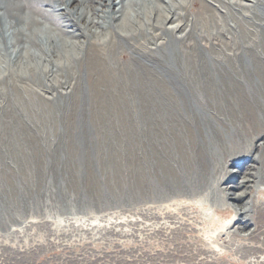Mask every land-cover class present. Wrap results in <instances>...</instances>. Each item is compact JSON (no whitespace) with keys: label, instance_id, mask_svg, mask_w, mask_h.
I'll return each instance as SVG.
<instances>
[{"label":"rangeland","instance_id":"rangeland-1","mask_svg":"<svg viewBox=\"0 0 264 264\" xmlns=\"http://www.w3.org/2000/svg\"><path fill=\"white\" fill-rule=\"evenodd\" d=\"M30 3L29 0H0V4L13 8L12 12L17 13L19 18L23 12L22 8ZM30 9L34 10V8ZM191 11H193L191 15L181 16L178 19L179 23H184L179 24L180 29L184 31L182 40H174L175 42L170 43L168 47L177 44L176 49L181 48L186 51V62L190 66L188 72L193 77L192 83L195 85L193 86H199L202 95L208 96L213 114L218 118L224 117L227 123L230 122L235 126L233 139L238 145L247 146L252 156V159L243 158L238 162L239 164L230 161V158L229 161L226 160L230 166L226 162L228 164L218 171L222 174L219 177V195L225 197L226 208L217 207L213 208V211L208 210L212 202H206V206L202 203L201 208L196 207L193 201L205 191L200 188L197 194L193 193L192 196L185 191L181 194V191L169 186L168 180L162 181L159 177L160 169L156 165L157 151L152 152L148 142L152 136L144 134L143 129L140 132L135 128L137 123L135 120L133 123L131 119L129 100L132 96L140 97L145 94L142 79L152 76L149 73L150 65L161 62L157 56H153L151 48L157 41H164L166 34L155 27L157 33L154 31L153 36L147 37L145 41L140 39V43L131 41L130 38H127L126 42L117 34L113 46L108 51L92 53L90 58L69 70L71 74L69 72L59 74L56 70L50 72V78L59 74L60 79L54 82L51 79L45 81L51 84L49 90L44 87L45 95H61L62 102L45 101L38 82H30L32 84L30 86L23 80L24 83L17 82L13 88L7 86L10 98L12 95H17L14 98L17 100L6 97L1 104V114L3 119H6L3 129L5 128L6 132L10 130L8 120L14 114L10 113L11 109L17 111L14 126L18 127L16 132L18 152L9 145L8 141L5 142V148L8 151H15L19 163L16 170L19 172L14 177L16 180H13L11 169L15 166L10 165L9 160L4 161L7 165L2 166V171L7 182L3 184H8L4 185L7 189L4 188L9 190L6 192L9 193L11 188L8 186L10 184L13 186L17 182L19 195L17 194L15 198L13 194L17 202L16 215L12 214L15 217L11 215V218L4 220L5 223L0 222L3 223L0 226V264H264L262 244L264 216L261 217L263 221L256 223L257 225L249 224L257 216L260 221L259 216L264 212V195L263 199H258L257 206L255 205L259 208L258 214L255 211L256 207L250 204L256 192L264 188V180L255 176L259 167L257 159L264 154V123H258L257 126L248 116L247 120L243 111L239 112L231 103L232 96L238 95V105L245 107L247 104L248 99L243 96L244 82L240 81L244 72L238 68V64L241 61V54L249 48L245 43L244 35L264 50V35L261 34L264 18L240 17L231 12L230 15L222 12L218 4L207 5L201 0L192 2ZM2 12L1 25L9 36L8 12ZM194 30L196 32H192ZM179 32L177 34H180ZM143 42L146 44L144 45ZM200 49H208L214 54L217 71H222L220 73L222 79L224 78L222 91L229 89L225 91L226 93L219 92V88L214 83L209 84V81L213 82V80L208 76L209 72ZM245 52L248 53L246 60L250 61L249 53L252 51ZM232 60H236V63ZM257 68L259 76L263 77L264 81V67L258 64ZM222 69L227 70L224 72ZM249 77L253 78V75ZM202 79L204 81L208 79L209 85ZM263 81L256 86L257 94L261 95L264 91ZM207 88H210V92ZM241 98L244 101L240 100ZM140 102L142 104V101ZM225 107L227 110L224 109ZM229 118L231 121L227 120ZM168 123L171 124L172 121L169 120ZM153 126L156 127V132H160L163 127L156 122ZM179 126H175V131L168 132L170 136L167 134L166 140L170 142L168 143L170 146L164 142L165 140L161 142L163 155L166 150L165 159L170 154L168 152L172 150V145L174 149L176 143L180 145L175 138L183 134L184 125L180 123ZM240 127L241 131H238ZM180 129L183 130L182 134ZM256 134L259 136L257 137ZM170 137L172 141L171 139L168 141ZM253 143L256 150L252 146ZM184 152V155L179 154L181 156L178 163L188 160V155L186 151ZM245 171H247L246 176ZM229 174L231 176H228ZM248 188L254 190L247 197L239 199L231 197V193L238 194ZM238 210L240 212H237ZM260 210L262 213H259ZM234 211L236 217L230 222L231 225L227 226V230L223 227L216 237L207 236V231L213 224L219 222L222 217L223 219L228 217Z\"/></svg>","mask_w":264,"mask_h":264},{"label":"bare ground","instance_id":"bare-ground-1","mask_svg":"<svg viewBox=\"0 0 264 264\" xmlns=\"http://www.w3.org/2000/svg\"><path fill=\"white\" fill-rule=\"evenodd\" d=\"M194 1L195 0H34V1L29 0V2H31L30 5L22 8V11H23L21 13L22 18L21 17L19 18L17 13L12 12L13 8H9L6 5L0 4V14L3 13L2 11H7L8 18L10 20L9 26H8L9 28L8 29L9 36H8L4 32L3 27L1 25V15H0V222L8 218H11L14 214L16 215L15 211L17 208L16 207L17 202L13 198V196L15 195V198H16L18 194L17 193L18 192L17 182L14 184L15 186L14 185L10 186L12 184L8 186L11 188L9 193H6L9 190L8 191L5 190V188L7 189V187L4 186L8 184H3L7 182L6 176L2 171V166L6 164L4 161L9 160L10 163L9 162L8 163L10 165H13V167L15 166V168L11 169L12 170L11 178L13 177L12 178L13 180L15 179L14 177L17 176V172H19L16 170L17 168L16 166H18L17 164H19L17 163L18 157L14 151L16 150V152H18V144H17V136H16L18 127L14 126L15 115L18 114L17 111L11 109L12 112L10 113L11 114L14 113V114L8 120V123L10 124V128H9L10 130L6 132L5 128L3 129V125L6 119H3V115L1 114V104H3V100H5L4 98L11 97L9 95L10 93L6 89L7 86L10 85V87L13 88V86H15L17 82L24 83V81L25 83H29V85L31 86L32 84L30 82H38L40 83V86H39L40 91H41V94L44 96L45 101L47 100V102L49 101L62 102L61 95H57V96H55V94H52V96L45 95L44 87H47L48 89L49 84H50L45 81H50V79L53 82L57 81L60 79L59 78L60 72L61 73L69 72V70L77 67L79 64L83 63L87 58H90V56H92L91 55L92 53H98L99 51L100 52L108 51L109 48L113 46L114 41H115L114 38L117 36V34L121 39L125 41L127 38H130L131 41L134 40L136 43H140L139 42L140 39L145 41L147 37H150L151 35L153 36L155 27L158 28V30H162L166 34V38L164 37L165 38L164 41H160V42L157 41L154 47L151 46L152 53L154 54L153 56H157L161 60V62L159 63L155 62L152 65H150L151 72L149 73H151L152 76H147L142 79V84H144L143 86L146 90L145 94L140 97H137L136 95L132 96L131 99L129 100L128 107L130 109L129 111L131 113L130 114L131 119L133 120V123H134V120L137 123V126L135 128H137L140 132L143 129L144 134H150L152 136L148 142H149L150 147L153 150L152 152L157 151V155H155L157 164L156 163L155 164L157 165L158 169H160L158 171L160 172L159 177L162 181L168 180L167 182L169 186L179 192L181 191V194L183 191H185L187 194H191L192 196V194L196 193L200 188L202 189L203 192L205 191L206 193L204 192L202 194H199L200 195L199 198L193 201V205H196V207L199 206V208H201L202 203H204V205L206 206V202H209V203L212 202V204L210 203V206L208 207V210H211V211L214 210L213 208H217V207L222 208L225 206L224 204L225 197L221 196V194L219 195V189H218V187L220 186L219 177H221L222 174L221 172H218V171L219 170L221 171L223 169L224 165L226 164V162L229 161L228 159L230 158H231L230 161L238 163L240 162V160H243V158H245L246 160L248 158L252 159L251 158L252 156L250 155L251 152L250 153L248 152L249 150L247 146L238 145V143L233 139V130L235 126H233V124L230 122L227 123L224 117L223 119L218 118L215 114H213L210 108V101L208 102L209 99H207L208 96L202 95V92L199 86L194 87L195 85L192 83L194 82L193 77L188 72L190 71L189 70L190 66L186 62V51L181 48L176 49L177 44L176 45L173 44L171 45V47H168L170 43L172 44L176 40H180V41L182 40L184 31L180 29L179 24L182 22L179 23L178 19L181 16H186V15L189 16L192 14L193 11H191V5H192V2ZM201 1H203L207 5L218 4V6L222 8L223 10L222 12L224 13L231 12L232 14L235 13V14H238L240 17H246V18L248 17L264 18V0H201ZM30 8H34V10H31ZM256 21H258V19ZM256 27L257 26L255 25L254 28ZM178 31H180L179 32L180 34H177ZM192 32H196V31L194 30ZM155 33L157 32L155 31ZM261 34L264 35V28L262 29ZM258 36H260V34ZM161 39H163V37ZM244 39L246 40L245 43L249 46L247 50L252 51V53H249L251 54V59L250 61H247L246 55L248 53L245 52L247 50L245 49L244 52L242 51L243 53L240 56L241 61H239L238 68L244 72V75H242L243 77L240 78L241 79L240 81L241 83L242 81L244 82L243 84H244L245 91L243 93V96L247 97L245 99H248V101L246 100L247 104L245 102L246 104L245 107L244 106L241 107L240 105H238L239 101H238V95H237V97L232 96L233 102L231 103H233L232 104L234 106L233 108H237L239 112L243 111V113L245 114L244 116L246 118L248 116L250 119H253V122L257 124L258 126V123L260 124L264 123V94L262 95L264 91L263 92L261 91L262 93L260 95V94H257L255 89H256V86L262 83L263 81V77L259 76L257 65L261 64V66L264 67V50L263 49L261 50V48H259L257 43H252L253 40L250 41L245 35H244ZM143 43L144 45L146 44L145 42ZM145 49H146V46H145ZM148 49L150 48L148 47ZM200 50H201L200 52H202V59L205 60V67L207 71L209 72L208 76H211L210 79L213 80V82L209 81V84L214 83L215 86L219 88V92H223L222 91L223 86L221 87V85H223L224 78L222 79V75H221L222 73H220L222 71L220 72L217 71V67H216L217 61H216V58L213 56L214 54H212L208 49H200ZM235 61L236 60H234L233 62ZM224 62L226 63V60H224ZM193 66H194V63H193ZM221 67H223V65ZM238 68L236 69L239 70ZM227 69H224V70L222 69V70L226 72L225 70ZM54 70L59 72V74H57V76L53 75L54 78H50L51 77L49 76L51 75L50 72ZM160 73L162 74L160 75ZM69 74L71 73L69 72ZM158 74L159 76H156ZM251 75H253V78L249 77ZM71 76H74V75H71ZM207 80L206 81L203 80V81L206 82L207 85H209ZM257 80H259V82H257ZM232 83L235 84V82H232ZM52 89H54L53 86H52ZM209 89L208 91L210 92ZM216 91L214 92L216 93ZM225 91L226 89L224 90V92ZM143 92H144V89H143ZM236 92H238V90ZM217 95L219 96L218 93ZM221 95L223 94L221 93ZM15 96L17 95H12V98L10 99L17 100V99H14ZM62 97L64 98L65 95ZM243 98H241L240 100H243ZM10 99L9 101L11 102ZM219 100L221 101V99ZM140 101H142V104ZM216 102H218V100ZM15 107L16 106H14V108ZM226 108L227 107H225L224 109ZM231 116L229 115V117ZM169 120L172 121L171 124L168 123ZM227 120L231 121L230 118ZM154 122H156L158 125L163 126L162 130L160 129L161 130L160 132H156V129H155L156 127L153 126ZM180 123L184 125V132L182 134L183 130L180 129L182 135L181 136L179 135L175 138L176 139L175 141L179 142L180 145L176 143L177 146L176 145L175 146L177 150L174 149V146L172 145L171 146L172 150L170 147L171 151L168 152V154L170 153L172 155L170 154L167 155L166 156L167 159H165L164 156L166 155L165 154L166 150H164L165 153L163 155V152H161L163 147H160L161 142L165 140L164 142H166L167 145H169L168 143L170 142H167L166 140V138L168 137L167 134H169L170 136V133L168 132L172 130L175 131L174 130L175 126L176 127L179 126ZM238 131H241V127L238 128ZM250 133L251 132H249V134ZM170 139L171 137L168 138V141ZM172 140L173 139H171V141ZM260 140H261V137H260ZM6 141H8L9 145H11V147L14 149L13 151L6 150L5 148ZM260 142H263V141H260ZM164 144L163 146H165ZM253 145L254 143L252 144V146ZM159 147L161 148L160 151L158 150ZM184 151H186L188 155L187 156L188 160L182 163H178L179 162L178 159H180V156L183 153H185ZM179 154L181 155L179 156ZM255 154H252V155L257 156ZM257 160H258L257 163L259 164V167L256 170L255 176L259 178L260 180H264V154L260 158L258 157ZM228 165L230 166V163ZM246 167H247V164H246ZM246 172L247 171H245V176H246ZM241 175H242V172H241ZM228 176H231V175L229 174ZM242 183H245V182H242ZM238 185L241 186L240 184ZM247 186H248V183H247ZM253 190H254L253 188L252 189L248 188L238 194L233 192L231 193V197L233 199L247 197L249 193L250 194L251 192L253 193ZM226 193L230 194L228 191ZM209 195L212 196V201H210ZM222 195H225V194H222ZM263 195H264V188H260L258 192H256V195L254 196V198H251L252 202L251 203L249 202V203L252 206H255L258 202V199H261V198L263 199ZM182 196L183 195H181V198ZM234 208L236 209V206ZM256 209L257 210L255 209H251V210L257 211L256 214H258L259 208L256 207ZM261 210L263 209L261 208ZM261 210L259 211V213H262ZM235 212L236 211H234L233 213H231L228 217L224 219L222 217V219H219L220 221L217 223L214 222L215 224H213L210 227V229L207 231V236L216 237L217 234L219 235V233H221V230L223 227H226V230H227L228 229L227 226L229 224L231 225L230 222L236 217ZM237 212H240V211L238 210ZM263 216H264V212L259 217L261 218ZM262 219L263 218H261L259 221V218L257 216L253 219L254 221H250L249 224L250 223L256 224L258 222H261ZM13 220H15V218ZM3 223H5V221ZM3 223H0V226ZM228 232L230 233V229ZM255 236L253 238H255ZM219 241L220 240H218V242ZM259 243H255V244L257 245ZM262 244L264 245V242ZM258 247H260V245ZM237 254L239 255V253ZM247 256L249 255L247 254ZM261 256H263V253ZM181 258L183 257L181 256ZM189 260H192V259H189ZM258 261H259V258H258Z\"/></svg>","mask_w":264,"mask_h":264}]
</instances>
